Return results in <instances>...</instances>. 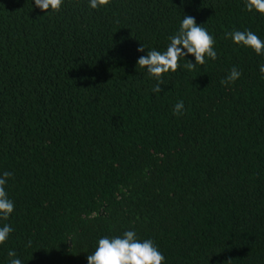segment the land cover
<instances>
[{
	"label": "trees",
	"instance_id": "obj_1",
	"mask_svg": "<svg viewBox=\"0 0 264 264\" xmlns=\"http://www.w3.org/2000/svg\"><path fill=\"white\" fill-rule=\"evenodd\" d=\"M184 16L217 58L189 70L181 57L153 93L137 61L165 51ZM237 30L264 41L245 0H63L47 13L0 0V176L12 173L14 203L0 264L10 250L21 264H88L126 231L164 264H264V54L226 36Z\"/></svg>",
	"mask_w": 264,
	"mask_h": 264
},
{
	"label": "clouds",
	"instance_id": "obj_2",
	"mask_svg": "<svg viewBox=\"0 0 264 264\" xmlns=\"http://www.w3.org/2000/svg\"><path fill=\"white\" fill-rule=\"evenodd\" d=\"M35 6L44 13L58 12L61 8L63 0H34ZM109 0H89V6L97 9L106 6ZM247 11L264 16V0H245ZM236 45L252 49L255 54H264V41H262L255 33L251 31H234L226 33ZM170 44L166 50L161 52L157 50L147 51V55L140 56L137 66L146 69L147 74L154 78L157 83L152 88L153 93L162 91L161 85L165 83L163 77L169 72H176L179 68V60L181 57L192 56L195 63L186 61V67L193 70L197 65H204L205 57L215 60L217 53L214 51L213 37L208 31L198 26L195 18L192 16H184L178 32L169 37ZM138 52H144L145 47L141 45ZM262 77H264V65L259 69ZM241 76V72L233 67L228 76L221 81L222 85L227 86L235 82ZM184 109L183 101H179L174 105L173 112L180 115ZM12 173L5 171L0 176V221H7L14 211V203L8 199L5 185ZM13 231L12 227L7 223L0 226V245H3ZM31 242L29 241V246ZM9 264H21L20 259L15 258L14 251L8 252ZM164 256L154 245L151 240L140 241L134 231L124 232L122 237L99 239L98 246L95 251L87 256L88 264H164Z\"/></svg>",
	"mask_w": 264,
	"mask_h": 264
}]
</instances>
